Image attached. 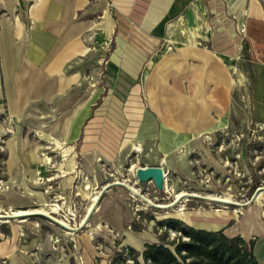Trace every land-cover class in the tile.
Instances as JSON below:
<instances>
[{
	"label": "rangeland",
	"instance_id": "1",
	"mask_svg": "<svg viewBox=\"0 0 264 264\" xmlns=\"http://www.w3.org/2000/svg\"><path fill=\"white\" fill-rule=\"evenodd\" d=\"M261 3L264 6V0ZM230 7L238 13L243 0H234ZM207 21L214 30L211 16ZM230 21L234 27L231 32L243 34V26L236 29L237 21ZM208 30L204 8L192 6L188 19L181 16L168 24L156 50L162 53L178 42L195 46ZM213 33L199 47L212 50L209 46L217 38ZM235 48L231 47L232 56L219 55L231 72V104L226 118L206 133L168 135L166 147L158 148L156 140H140L139 131L146 121L138 114L143 110L142 101L126 95L118 100L111 97L100 51L88 52L86 70L87 105L97 104L74 143L67 139V129L77 117L47 115L49 104L43 105L45 115L15 117L0 104V214L40 209L70 228L42 214L6 218L0 222V264H109L115 251L130 246L140 252L143 243L156 242L164 232L173 237L164 222L174 219L195 228L223 229L229 237L239 236L254 244L258 231L264 229V127L254 119L251 106L254 74L248 47ZM95 87L101 97L90 100ZM45 134L61 145L47 143ZM9 155L38 161L37 165L22 166L26 167L22 186L6 175ZM147 164L164 168L161 191L152 182H137L134 170ZM260 188L259 198L253 199ZM118 189L119 195L111 199L109 192ZM179 192L186 195L177 200ZM10 194L27 202L9 205ZM96 195L98 209L84 223ZM214 195L230 197L242 205L205 198ZM115 211L130 217L119 231L109 220ZM256 254L258 258L264 255L260 241Z\"/></svg>",
	"mask_w": 264,
	"mask_h": 264
},
{
	"label": "crops",
	"instance_id": "2",
	"mask_svg": "<svg viewBox=\"0 0 264 264\" xmlns=\"http://www.w3.org/2000/svg\"><path fill=\"white\" fill-rule=\"evenodd\" d=\"M233 1L0 0V104L15 117L45 115L46 104L51 105L47 115L77 117L67 129V139L74 143L97 104L87 105L86 70L88 52L100 51L111 97L118 100L126 95L142 101L143 110L138 114L146 121L139 131L140 140H156L158 148L166 147L168 135L206 133L226 118L231 72L219 55L232 56L231 47L235 51L248 47L254 74L251 106L254 119L264 127V6L261 0H243L237 13L231 10ZM195 5L205 10L209 30L204 38L195 46L178 42L158 52L168 24L181 16L188 19ZM209 16L214 30L207 21ZM230 18L237 21L236 29L243 26V34L231 32ZM211 33L217 37L209 46L212 50L199 47L209 41ZM100 97L97 87L90 91V100ZM45 136L47 143L61 145ZM27 164L37 165L38 161L9 155L6 175L22 186L26 177L22 166ZM109 193L112 199L120 190ZM10 195L9 205L27 202ZM109 220L119 231L130 217L115 211ZM258 241L264 245V229L258 231L253 245L254 256L264 264V255L258 258L256 254Z\"/></svg>",
	"mask_w": 264,
	"mask_h": 264
},
{
	"label": "trees",
	"instance_id": "3",
	"mask_svg": "<svg viewBox=\"0 0 264 264\" xmlns=\"http://www.w3.org/2000/svg\"><path fill=\"white\" fill-rule=\"evenodd\" d=\"M164 223L173 237L164 232L140 252L130 246L115 251L109 264H260L253 254V243L229 237L223 229L195 228L178 219Z\"/></svg>",
	"mask_w": 264,
	"mask_h": 264
},
{
	"label": "bare ground",
	"instance_id": "4",
	"mask_svg": "<svg viewBox=\"0 0 264 264\" xmlns=\"http://www.w3.org/2000/svg\"><path fill=\"white\" fill-rule=\"evenodd\" d=\"M181 34H185L183 30H181ZM56 145V144H55ZM135 148V147H134ZM139 151V149H138ZM135 171V170H134ZM119 185H123V186H126L123 182L120 183V182H115ZM128 187V186H127ZM129 190H131V192L135 193V189L132 188V187H128ZM263 189H258L257 192L254 194L253 196V199H258L259 198V195L261 194V191ZM186 193H183V192H179L175 195V197L177 198V200H180L183 196H185ZM194 195V194H193ZM207 200H210V201H214V202H219V203H223V204H233V205H237V206H240L242 204L238 203V202H235V201H232L230 199V197H220V196H207L205 197ZM93 203L91 204V206L89 207L88 211H87V214L84 219V223L85 221L89 218V216L97 211L98 209V200H99V195H96V196H93ZM55 206V205H54ZM56 209V208H55ZM55 209L53 208V212H55ZM234 213L237 212V210H234L233 211ZM32 214H42V215H45L47 217H49L51 220L55 221L57 224H59L61 227H64L66 229H70L68 227V225L63 221V220H59L58 218H54L52 216H50L47 212L43 211V210H40V209H36L35 211H32V210H26V209H18V210H15V211H12L10 212V214H5V215H2L0 214V222H6V218H23V217H26L28 215H32ZM4 219V220H3ZM6 219V220H5ZM73 229V228H72Z\"/></svg>",
	"mask_w": 264,
	"mask_h": 264
},
{
	"label": "water",
	"instance_id": "5",
	"mask_svg": "<svg viewBox=\"0 0 264 264\" xmlns=\"http://www.w3.org/2000/svg\"><path fill=\"white\" fill-rule=\"evenodd\" d=\"M135 178L140 184L152 182L161 191L164 187V172L161 166H141L135 169Z\"/></svg>",
	"mask_w": 264,
	"mask_h": 264
},
{
	"label": "built area",
	"instance_id": "6",
	"mask_svg": "<svg viewBox=\"0 0 264 264\" xmlns=\"http://www.w3.org/2000/svg\"><path fill=\"white\" fill-rule=\"evenodd\" d=\"M163 172H164V169H163ZM165 177H166V173L164 172V181H165ZM137 180V179H136ZM137 182H138V180H137ZM139 183V182H138ZM149 183V182H148ZM140 184V183H139ZM164 188V187H163ZM134 194H137L136 193V189H135V193Z\"/></svg>",
	"mask_w": 264,
	"mask_h": 264
}]
</instances>
